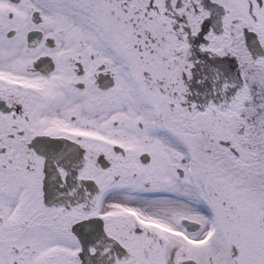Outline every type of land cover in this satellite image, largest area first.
Segmentation results:
<instances>
[{"label": "snow or ice", "instance_id": "6c2138e0", "mask_svg": "<svg viewBox=\"0 0 264 264\" xmlns=\"http://www.w3.org/2000/svg\"><path fill=\"white\" fill-rule=\"evenodd\" d=\"M0 264H264V0H0Z\"/></svg>", "mask_w": 264, "mask_h": 264}]
</instances>
